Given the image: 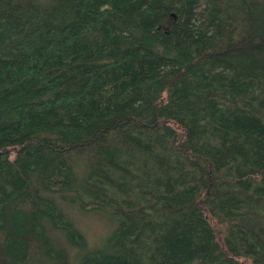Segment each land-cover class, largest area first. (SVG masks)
I'll return each mask as SVG.
<instances>
[{
  "label": "trees",
  "instance_id": "obj_1",
  "mask_svg": "<svg viewBox=\"0 0 264 264\" xmlns=\"http://www.w3.org/2000/svg\"><path fill=\"white\" fill-rule=\"evenodd\" d=\"M0 264H264V0H0Z\"/></svg>",
  "mask_w": 264,
  "mask_h": 264
},
{
  "label": "rangeland",
  "instance_id": "obj_2",
  "mask_svg": "<svg viewBox=\"0 0 264 264\" xmlns=\"http://www.w3.org/2000/svg\"><path fill=\"white\" fill-rule=\"evenodd\" d=\"M81 225L86 236H88L90 240L94 239V241H97L103 234L101 230L104 229V224L101 220L93 217H82ZM94 241L92 240L91 242Z\"/></svg>",
  "mask_w": 264,
  "mask_h": 264
}]
</instances>
